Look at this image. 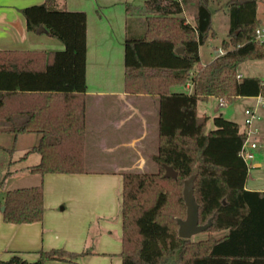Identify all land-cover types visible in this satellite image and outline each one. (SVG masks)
<instances>
[{
	"label": "trees",
	"instance_id": "obj_1",
	"mask_svg": "<svg viewBox=\"0 0 264 264\" xmlns=\"http://www.w3.org/2000/svg\"><path fill=\"white\" fill-rule=\"evenodd\" d=\"M186 4L192 5L193 24L181 15ZM144 6L149 11L145 32L127 31L124 40V88L130 94L158 96V148L148 156L157 170L122 173L121 264H264V191L245 188L249 167L240 150L246 134L221 115L207 130L209 116L197 112L198 102L211 96L223 105L237 96H264L262 79L238 78L240 63L264 59V42L255 37L261 25L257 0H227L223 53L205 65L199 46L215 36L209 0H145ZM22 13L29 30L44 26L65 47L53 52L42 69L28 66L26 52H0V132L40 133L28 151L40 154L39 163L28 168L31 173L85 172L86 14L67 10L59 0L25 7ZM187 83L189 93L172 90ZM17 90L46 93L44 103L7 110L5 99ZM164 165L173 167L177 178L164 176ZM192 175L198 223L212 219L207 236L197 240L177 232V219L186 217L184 181ZM2 205L6 222L41 221L43 184L8 190L0 198ZM221 231L223 235H214ZM88 253L52 248L40 251L36 261L13 254L0 264L72 261Z\"/></svg>",
	"mask_w": 264,
	"mask_h": 264
},
{
	"label": "crops",
	"instance_id": "obj_2",
	"mask_svg": "<svg viewBox=\"0 0 264 264\" xmlns=\"http://www.w3.org/2000/svg\"><path fill=\"white\" fill-rule=\"evenodd\" d=\"M44 1L0 0V52H26L28 66L37 69L44 68L52 60V53L65 47L60 40L50 36L46 28L45 31L27 28L22 9ZM144 1L59 0L67 10L86 14L85 172L43 176L31 173L28 168L39 163L40 154L36 152L38 156L31 159L33 152L28 151L38 144L40 133L14 135L0 132L11 136L8 141H0V149L9 152L8 149L13 148L6 162L11 173L5 175V172L0 181V198L8 190L42 183L44 206L42 220L31 223L6 222L0 210V260L18 254L28 261H36L42 250L63 248L74 253L85 250L90 253L72 261L50 260L47 264L122 263V173L155 172L157 169L148 156L158 148V96L130 94L124 88V40L127 31L134 35L145 32L149 11ZM262 1L257 0L256 16L264 24V15H260L261 9L264 14ZM181 15L193 24L191 4L184 6ZM225 38L227 36L222 40ZM218 50L215 55L204 52L203 59L200 45L201 65L223 53L220 47ZM238 75L240 78L246 76L241 72ZM188 87L191 92L192 88ZM10 94L13 95L5 99L4 108L16 111L43 104L46 93L17 90ZM38 96L42 98H32ZM20 150L23 153L16 154ZM10 160L12 163L9 164ZM248 167L261 165L259 161H253ZM8 184L11 187H7ZM245 188L264 191L246 185ZM223 234L224 231L214 233L216 237Z\"/></svg>",
	"mask_w": 264,
	"mask_h": 264
},
{
	"label": "rangeland",
	"instance_id": "obj_3",
	"mask_svg": "<svg viewBox=\"0 0 264 264\" xmlns=\"http://www.w3.org/2000/svg\"><path fill=\"white\" fill-rule=\"evenodd\" d=\"M225 1L226 0H210V8L212 11V25L215 31V36L214 38L209 37L207 42L201 45V50L203 52L204 57L203 59H205L204 52L207 53V55H211L212 53L213 55H215L219 53L218 49L220 47V42L222 38L226 37L229 32L228 14L224 10ZM137 2L142 3V0H137ZM262 3H264V1H262L261 4ZM260 15H264L262 14V9L260 10ZM238 72H241L243 75L246 76H256L264 80V59H250L243 61L239 64ZM172 90L175 92H190V88L185 84L174 86ZM256 103V97L237 96L234 97L231 102L223 105L220 104V101L217 97L211 96L207 101L198 102L197 112L209 116V121L206 125L207 130L214 128L213 119L214 117L219 115L223 116L225 119L238 123L239 127L243 129L244 110L247 107L255 106ZM257 113L259 118L255 122L254 126L258 128V133L252 134L253 137H256L257 148L253 150L254 157L249 163H252L253 161H259L261 167L249 168L245 185L248 188L264 189V104H260L258 106ZM10 138L11 136L9 134H0V141H8ZM18 153L22 154L23 150H20V152H16V154ZM30 155L31 159L38 156L36 152L30 153ZM9 158V152L5 149H0V181H2V177L4 176V173L7 170L8 164L6 162ZM7 187H11V185L8 184ZM206 236L207 233L205 231H202L193 235L192 238L197 240L205 238Z\"/></svg>",
	"mask_w": 264,
	"mask_h": 264
},
{
	"label": "water",
	"instance_id": "obj_4",
	"mask_svg": "<svg viewBox=\"0 0 264 264\" xmlns=\"http://www.w3.org/2000/svg\"><path fill=\"white\" fill-rule=\"evenodd\" d=\"M37 31H45V27L39 26ZM182 47L176 49L177 52L182 51ZM165 173L164 176L177 178L178 173L173 169V167L164 165ZM193 179L194 176H190L184 181L183 187V198L186 205V217L184 219L178 218V236L182 238H191L193 235L205 231L212 222V219L209 218L207 223L199 224L198 223V203L195 200L194 190H193ZM0 210H4V205L0 207Z\"/></svg>",
	"mask_w": 264,
	"mask_h": 264
},
{
	"label": "built area",
	"instance_id": "obj_5",
	"mask_svg": "<svg viewBox=\"0 0 264 264\" xmlns=\"http://www.w3.org/2000/svg\"><path fill=\"white\" fill-rule=\"evenodd\" d=\"M255 37L260 42H264V24H261L255 30ZM223 52V51H222ZM238 78L240 76L238 75ZM264 84V80L261 82ZM188 86L191 87V83H188ZM257 103L255 106L247 107L244 110V132L246 134L245 141L242 144L240 155L247 166L250 165V161L253 159V150L257 148L256 137H253L252 134L258 133V128L254 126L255 122L258 120L259 116L257 113V108L260 104H264V96L258 95ZM220 104H222L221 100Z\"/></svg>",
	"mask_w": 264,
	"mask_h": 264
}]
</instances>
